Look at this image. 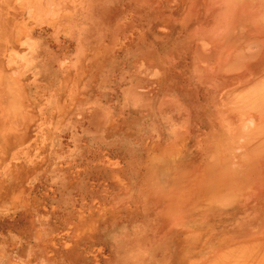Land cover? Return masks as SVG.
<instances>
[{
  "label": "rangeland",
  "instance_id": "rangeland-1",
  "mask_svg": "<svg viewBox=\"0 0 264 264\" xmlns=\"http://www.w3.org/2000/svg\"><path fill=\"white\" fill-rule=\"evenodd\" d=\"M39 12V62L0 75V264H229L264 246V0Z\"/></svg>",
  "mask_w": 264,
  "mask_h": 264
},
{
  "label": "crops",
  "instance_id": "crops-1",
  "mask_svg": "<svg viewBox=\"0 0 264 264\" xmlns=\"http://www.w3.org/2000/svg\"><path fill=\"white\" fill-rule=\"evenodd\" d=\"M43 2L44 0H0V75L16 71L23 76L25 52L34 54V63L39 62V11Z\"/></svg>",
  "mask_w": 264,
  "mask_h": 264
},
{
  "label": "bare ground",
  "instance_id": "bare-ground-1",
  "mask_svg": "<svg viewBox=\"0 0 264 264\" xmlns=\"http://www.w3.org/2000/svg\"><path fill=\"white\" fill-rule=\"evenodd\" d=\"M261 11H262V10H261ZM262 86H264V78H263V85H262ZM262 88H263V87H261L260 89L262 90ZM261 90L259 91V92H260V95L258 94V92H257V94L260 96V99L262 100L263 96H261V95H264V94H263V93H264V91H263L264 89H263L262 91H261ZM261 93H262V94H261ZM263 99H264V98H263ZM262 102H263V103H262ZM261 104H262V105H261ZM263 105H264V100L260 101V105H259V106L262 107ZM261 107H259V110H260ZM263 107H264V106H263ZM257 109H258V108H257ZM262 109H263V108H262ZM261 111H262V110H261ZM258 115H259V114H258ZM260 115H261V114H260ZM262 115L264 116V114H262ZM262 123H263V121H261V124L259 123V124H260L259 126L262 127ZM263 127H264V124H263ZM257 128H258V127H257ZM259 129H260V128H259ZM259 129H258V131H257L258 133H259ZM256 130H257V129H256ZM260 130H261V129H260ZM262 130H263V131H261V132L263 133V132H264V128H263ZM257 135H258V134H257ZM257 135H256V136H257ZM263 135H264V133H263ZM260 136H261V135H260ZM256 138H258V137H256ZM263 141H264V140H263ZM261 143H262V141H261ZM261 143H260V145H262ZM263 143H264V142H263ZM254 145H255V143H254ZM221 146H222V145H221ZM222 147H223V146H222ZM249 148H250V147H248V149H249ZM256 148H259V147H256ZM219 149H221V148H219ZM250 149H251V148H250ZM253 150L255 151V148H254ZM253 150H252V153H254ZM249 151H250V150H249ZM247 152H248V151H247ZM247 152L245 153V155L247 154ZM258 152H259L260 155L264 153L263 151H262V152H263V153H262L260 150H258ZM220 153H221V152H220ZM257 154H258V153H257ZM254 155H256V151H255V154H254ZM258 156H259V155H258ZM258 158H259V157H258ZM258 158H256V160H258ZM261 158H262V157H261ZM261 162H262V161H261ZM263 163H264V162H263ZM263 163H262V165H263ZM263 166H264V165H263ZM260 168H261V167H260ZM263 168H264V167H263ZM219 169H220V168H219ZM220 170H221V169H220ZM224 170H225V169H224ZM227 170H228V169H227ZM227 170H225V171L227 172ZM259 170H260V169H259ZM262 170H263V169H262ZM227 173H228V172H227ZM218 175H219V174H218ZM262 176H263V175H262ZM216 177H217V176H216ZM257 178H258V177H257ZM260 178H261V177H260ZM215 179H216V178H215ZM220 179H221V178H220ZM210 181H211V180H210ZM213 181H214V180H213ZM223 181H224V180H223ZM262 181H263V180H262ZM211 182H212V181H211ZM211 182H209V183H211ZM255 182H256V181H255ZM218 183H219V182H218ZM206 184H207V183H206ZM211 184H212V183H211ZM203 185H204V184H203ZM226 185H227V184H226ZM227 187H228V186H227ZM227 187H226V188H227ZM242 187H243V186H242ZM207 188H208V187H207ZM224 188H225V187H224ZM252 188H253V187H252ZM247 189H248V186H247ZM260 189H262V188H260ZM252 190H253V189H252ZM247 191H250V190H247ZM255 192H256V191H255ZM253 193H254V192H253ZM224 194H225V196H222V199H224V198L226 197V195L228 196L227 192L224 193ZM250 194H251V193H250ZM220 195H222V194H220ZM215 196H216V195H215ZM223 197H224V198H223ZM220 198H221V197H220ZM222 199H220L221 202H224V201H225V203H226V201H227V203H228V200H225V199H224V201H223ZM227 199H228V198H227ZM216 201H217V200H216ZM247 201H248V200H247ZM247 201H246V202H247ZM227 203H226V204H227ZM233 203H234V202H233ZM253 203H254V202H253ZM238 204H239V203H238ZM226 206H227V205H226ZM223 208H224V207H223ZM178 209H179V208H178ZM206 213H207V212H206ZM257 240H258V239H257ZM262 240H263V239H262ZM259 242H260V241H259ZM248 243H249V242H248ZM250 243H251V242H250ZM255 243H256V242H255ZM243 245H244V244H243ZM254 245H255V244H254ZM255 246H256V245H255ZM258 246H259V247H257L258 249L255 248V249H252V250H256V251H257V250H259V251L261 250L260 253H259V251H258V253H257L256 251H254V252H256L257 254H261V255L258 256V255L255 254L254 252H252V253H254V255L258 256L259 258H261V256H262V258L259 259V258L256 257V256L254 257V255L250 252V253L253 255V257H252V258L250 257L249 259L258 258V259H256V260H257V261L260 260V262H261L262 260H264V259H263V257H264V255H263V254H264V246L262 245V242H261V246H263V247H261L260 245H258ZM249 247H251V246H248V248H249ZM260 247H261V248H260ZM227 248H228V247H227ZM251 248H252V247H251ZM259 248H260V249H259ZM262 249H263V250H262ZM222 250H223V248H222ZM242 250H243V251L246 250L248 253H245V255H244V252H241V254L243 253V255H240V257H239L240 260H237V259H236L237 257H236V256H233L232 258L235 257V259H233L235 262H234L233 260H232V261L230 260L231 262H229V264H231V263H233V262H234L233 264H236V263L238 264V262H240L239 264H243V263H244L243 260L245 261L244 264L247 263V261H248V260H247L248 257L251 256V255L249 254V251H252V250H248L247 247L244 248V249H242ZM242 250H241V251H242ZM213 251H214V250H213ZM216 251H217V250H216ZM246 251H245V252H246ZM218 252H219V251H218ZM225 252H228V249H227V251L225 250ZM239 252H240V251H239ZM262 252H263V253H262ZM219 254H220V252H219ZM222 254H223V253H222ZM238 254H239V253H238ZM246 255H249V256L246 258ZM219 256H221V254H220ZM222 256H223V255H222ZM222 256H221V257H222ZM224 256H225V255H224ZM227 256H228V255H226L225 257H227ZM237 256H239V255H237ZM243 256H244V257H243ZM242 257H243V258H242ZM218 258H219V257H218ZM241 258H242L243 260H242ZM245 258H246V259H245ZM223 260H224V259H223ZM225 260H226V259H225ZM227 260H228V259H227ZM236 260H237V262H236ZM241 260H242V262H241ZM213 261L215 262V260H213ZM253 261H254V259H253ZM257 261H255V263H257ZM216 262H217V261H216ZM220 262H221V259H220ZM260 262H259V263H260ZM255 263H254V264H255ZM259 263H257V264H259ZM222 264H223V261H222ZM224 264H225V261H224ZM248 264H253V263H252V262H248ZM260 264H264V261L261 262Z\"/></svg>",
  "mask_w": 264,
  "mask_h": 264
}]
</instances>
